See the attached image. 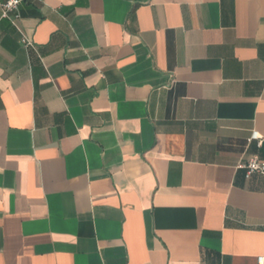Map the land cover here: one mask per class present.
Instances as JSON below:
<instances>
[{
    "label": "crops",
    "instance_id": "crops-1",
    "mask_svg": "<svg viewBox=\"0 0 264 264\" xmlns=\"http://www.w3.org/2000/svg\"><path fill=\"white\" fill-rule=\"evenodd\" d=\"M256 156L264 0L0 7V264H258Z\"/></svg>",
    "mask_w": 264,
    "mask_h": 264
},
{
    "label": "built area",
    "instance_id": "built-area-1",
    "mask_svg": "<svg viewBox=\"0 0 264 264\" xmlns=\"http://www.w3.org/2000/svg\"><path fill=\"white\" fill-rule=\"evenodd\" d=\"M26 0H0V7L2 10L3 17H10L12 15H17L18 8ZM26 47H32L33 43L27 39L23 40ZM261 137L258 132H255L252 136V140L260 141ZM246 169L247 175L259 173L264 176V161L260 160L257 156L250 158L246 164L241 166ZM258 264H264V256L259 257Z\"/></svg>",
    "mask_w": 264,
    "mask_h": 264
}]
</instances>
